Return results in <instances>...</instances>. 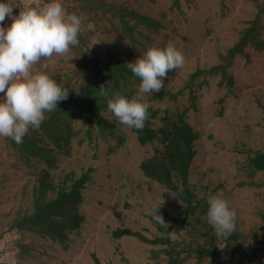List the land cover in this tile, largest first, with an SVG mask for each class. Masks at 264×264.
Instances as JSON below:
<instances>
[{"label":"trees","instance_id":"1","mask_svg":"<svg viewBox=\"0 0 264 264\" xmlns=\"http://www.w3.org/2000/svg\"><path fill=\"white\" fill-rule=\"evenodd\" d=\"M14 2L10 0L11 5L16 6L13 8L14 16L28 7L39 9L41 6H22L20 1L18 6ZM69 2V7L64 6L66 13L75 14L82 21L79 44L70 47L68 52L74 57L71 67L66 70L58 66L56 70H50L47 60L42 59L32 69L33 72H46L62 88L68 89V99L58 103L55 111L46 112V119L39 130L30 128L22 143L17 144L11 138L1 136L13 159L8 167L11 172L3 171L0 174V205L4 202V192L10 179L16 177L21 182L16 185L15 206L0 211V240L4 235L10 239L11 235L17 234L16 239H8L10 243L7 241L19 259H38L52 250L55 244L66 248L71 237L80 233L85 220L81 210L82 192L92 180L93 169L88 166L78 170L69 163L61 166L59 160L70 157L73 140L82 144L92 138L94 131L109 137L114 135L120 123L107 109V100L101 95V88L110 93L119 92L127 98L136 95V90L131 87L140 81L127 68V63L135 61L131 58L135 57L137 47L141 46L138 35L145 33L140 29L150 35L163 26L158 16L147 11L151 8H142L133 1ZM178 2L173 0V6H178ZM102 18L107 20V24L103 26L101 49L98 50L92 43L88 21ZM263 23L264 0L249 26L227 49L226 56L222 58L226 60L225 64L217 65L229 86H233L234 82L228 64L237 55L248 59L246 46L264 48V39L260 37ZM43 64H47V68H42ZM199 74V70L194 71L189 81ZM163 94L164 89L154 93L158 97ZM171 97L174 99L175 94ZM193 98L190 103L194 106ZM259 106L264 116V103L260 102ZM148 111L149 118L144 129L140 131L130 127V130L139 145L156 140L160 144L140 161L137 170L164 189L174 192L177 210L172 213L160 205L159 212L168 223V228L149 215L159 204L148 210L149 220L156 230L154 237L129 227H116L110 236L114 239L133 236L141 243L157 247L152 250L154 261L151 264H254L258 252L264 254V238H251L248 232L239 227L241 220L238 215L235 231L227 237H218L207 223V199L216 194H222L225 198L220 191L223 181L214 184L208 179L202 187L191 180L199 133L186 120L188 107L174 115H159V108L151 106ZM246 155L247 165L252 172H264V150L250 149ZM200 173L204 179L208 175L207 172ZM160 254L165 255L163 261L159 259ZM89 256L92 264H109L102 262L95 251H90ZM0 264L4 263L0 261Z\"/></svg>","mask_w":264,"mask_h":264},{"label":"rangeland","instance_id":"2","mask_svg":"<svg viewBox=\"0 0 264 264\" xmlns=\"http://www.w3.org/2000/svg\"><path fill=\"white\" fill-rule=\"evenodd\" d=\"M15 1L18 6L20 1L22 6L36 4L41 5L39 8L49 2ZM127 1L151 8L147 11L163 22V26L150 35L140 29L145 34L139 33L141 46L137 47L132 60L143 56L149 47L164 48L169 42L185 56L183 67L169 72L163 81L164 96L145 94L144 103L159 108V115H174L188 107L186 120L199 133L191 180L202 187L208 179L214 184L223 181L220 191L241 220L239 227L251 238H264V172H252L246 160L248 150H264V116L259 106L260 102L264 103V48L246 46L248 59L237 55L228 64L233 86L226 83L217 66L225 64L222 58L227 49L249 26L263 0H179L176 7L173 0ZM59 2L63 8L70 6L69 0ZM10 24L11 19L6 18L3 26L7 28ZM106 24L105 18L88 21L92 43L98 50ZM260 37L264 39V23ZM73 58L69 53L62 57L53 55L47 59L48 67L56 70L61 66L67 70ZM197 70L200 74L189 81ZM138 85L131 87L136 90L135 94ZM172 94H175L174 99H171ZM192 96L194 106L190 103ZM159 144L156 140L139 145L130 127L122 124L111 137L94 131L89 141L78 144L73 140L70 157L60 159L61 166L69 163L78 170L88 166L93 169L92 180L82 192L81 210L85 220L80 233L71 235L66 248L55 244L50 253L38 259H19L9 246V240L16 239L17 234L10 239L4 235L0 240V261L4 264H11L12 260L15 264H92L89 253L95 251L104 263H153L152 250L157 247L141 243L133 236L114 239L110 233L116 227H129L154 237L156 230L149 220L148 210L162 201V206L172 213L177 210L176 197L137 170L140 161ZM12 159L0 136V174L11 172L8 167ZM202 171L208 173L205 179ZM20 182L16 177L10 179L0 211L15 206L14 193ZM159 259L163 261L165 255L160 254ZM254 264H264V254L258 252Z\"/></svg>","mask_w":264,"mask_h":264},{"label":"clouds","instance_id":"3","mask_svg":"<svg viewBox=\"0 0 264 264\" xmlns=\"http://www.w3.org/2000/svg\"><path fill=\"white\" fill-rule=\"evenodd\" d=\"M14 7L8 0H0V136L20 144L30 128L39 130L46 112L55 111L58 103L68 99V89L46 72H33V66L53 55L62 57L70 47L77 46L82 21L77 15L66 13L59 0H49L39 9L28 7L15 16ZM6 18L11 19L7 28L3 26ZM184 63L185 56L171 42L164 48L149 47L142 57L127 63V68L140 81L136 95L127 98L101 88L107 109L120 124L142 131L150 107L143 102L144 95L159 93L168 73L182 68ZM41 67L47 68V64ZM162 203L149 215L168 228L159 212ZM207 204V223L215 234L218 237L232 234L236 228L235 209L230 208L222 194L209 196Z\"/></svg>","mask_w":264,"mask_h":264}]
</instances>
